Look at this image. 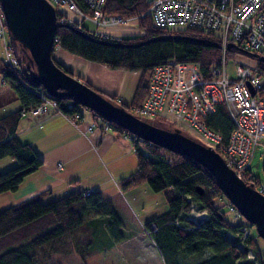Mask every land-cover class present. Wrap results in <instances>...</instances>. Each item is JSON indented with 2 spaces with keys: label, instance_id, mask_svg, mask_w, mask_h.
Here are the masks:
<instances>
[{
  "label": "trees",
  "instance_id": "trees-1",
  "mask_svg": "<svg viewBox=\"0 0 264 264\" xmlns=\"http://www.w3.org/2000/svg\"><path fill=\"white\" fill-rule=\"evenodd\" d=\"M147 7L146 0H105L102 8L103 12L126 18L137 16V26L143 31L139 36L110 39L88 31L85 25L77 27L75 23L59 21L57 23L60 25L55 30V42L71 54L111 69L140 71L129 102L94 88L52 55L54 62L104 94L111 102L129 110L143 99L147 86L145 74L154 65L169 59L192 61L199 63L200 69L204 71L219 61L220 49L211 32L192 27L156 26L151 16L145 13ZM59 18L60 13L57 14V20ZM9 40L15 51L17 66L12 69L4 62L0 73L3 82L14 90L15 96L21 101V109H25L40 102L39 94L43 88L35 86L30 80L34 64L28 50L11 37ZM230 52L237 51L232 49ZM257 64L264 67L262 61ZM68 101L62 98L56 99L55 103L69 115L82 112L75 101H72L73 108L65 107ZM21 109L0 117V158L8 156L16 161L12 167L0 171V194L15 191L23 177L37 169L42 162L35 149L21 141L16 134ZM89 111L97 120L98 115ZM205 120L207 126L219 132L223 142H226L234 127L226 107L218 104ZM156 125L171 129L164 123ZM111 127L117 134L124 132L114 124ZM131 142L136 168L118 182V187L125 191L147 183L153 191L162 192L166 211L144 224L156 225V230L149 237L155 242L164 264H183L180 256H196L204 251L208 254L193 264H253L247 258L248 250H251L256 261L264 264L254 237L248 236L242 248L238 245V239L229 237L240 227L253 225L246 220L230 222L224 211L213 203L215 194L222 198L225 196L205 167L185 155L138 140L136 136H132ZM253 178L258 180L255 175ZM244 181L250 184L248 180ZM227 203L232 206L228 200ZM195 208L205 210L207 216L203 219L189 217L190 210ZM85 223L90 227L83 228ZM121 227L119 217L98 191L91 190L86 194L75 190L48 201H44L42 193H38L0 210V238H10L9 244L0 253V264H54L48 262L49 252L42 248L44 244L52 251L65 244L68 250L83 259L89 254L86 247L94 242L98 252L122 241L124 235ZM21 228L23 230L14 233ZM83 232L87 234L79 235ZM42 257H45L43 261Z\"/></svg>",
  "mask_w": 264,
  "mask_h": 264
},
{
  "label": "built area",
  "instance_id": "built-area-1",
  "mask_svg": "<svg viewBox=\"0 0 264 264\" xmlns=\"http://www.w3.org/2000/svg\"><path fill=\"white\" fill-rule=\"evenodd\" d=\"M46 1L54 7L56 16L60 13L57 21L75 23L77 27L90 22L95 28L91 32L110 39L120 38L111 34V29L120 26L138 28L137 16L126 18L103 12L105 0ZM146 1L148 7L145 13L151 16L156 26L192 27L211 32L220 49V57L216 64L204 71L200 69L199 63L192 61L169 59L154 65L147 72L143 99L137 105L131 106L130 112L148 123L170 125L173 129H178L181 133L212 147L239 178L248 180L264 195V183L255 181L249 168L253 149L259 138L264 137V67L257 64L259 57L264 58V0ZM61 6L64 9H60ZM6 33L9 35L0 6V40L4 59L5 63L14 69L17 66V58ZM54 45H58L55 38ZM232 49L237 52H230ZM228 52L246 54L254 57L255 61L237 62L234 73L230 75L226 65L232 54L228 55ZM250 88L253 89V94ZM39 96L41 100L38 104L21 109V117L33 119L40 125L44 118L61 115L70 124L79 127L82 113L67 114L44 89ZM218 104L226 107L234 124L226 142H223L219 132L207 126L205 120L206 116L216 110ZM65 107L73 108L72 100H69ZM98 120L101 121L102 128L111 127L106 120ZM95 121L91 122L89 129L96 125ZM122 133L124 138L131 140L133 135L126 131ZM58 165L60 166V163ZM262 165L264 171V157ZM90 191L86 190L85 193ZM230 209L236 211L233 206H230ZM191 218L197 219V216L191 215ZM142 228L145 234L150 236V233L156 230V225L150 223L147 226L142 225ZM239 229L230 234V237L238 239V245L242 248L243 241L249 236V228ZM247 258L252 260L253 264H261L254 259L251 250H248Z\"/></svg>",
  "mask_w": 264,
  "mask_h": 264
},
{
  "label": "crops",
  "instance_id": "crops-1",
  "mask_svg": "<svg viewBox=\"0 0 264 264\" xmlns=\"http://www.w3.org/2000/svg\"><path fill=\"white\" fill-rule=\"evenodd\" d=\"M138 34H143V31ZM139 35L132 32L119 37ZM52 55L94 88L106 94H115L124 100L130 79L127 71L111 69L101 63L84 59L59 45L54 46ZM1 83L4 84L2 75ZM133 91L127 102L130 101ZM12 96L6 105L5 102L0 104V117L22 108L21 101L15 94ZM81 113L79 127L73 126L61 115L44 118L40 125L33 119L20 117L16 134L21 141L29 143L35 149L42 162L37 169L23 177L15 191L1 193L0 197L12 194L13 202L17 203L42 193L43 200L48 201L75 190H95L119 217L122 232L125 230L123 224L134 215L138 223L142 224L165 212L167 205L162 192L153 191L147 183L125 191L119 189L118 182L136 168L133 146L129 139L123 137V133L117 134L112 127L104 129L100 120L94 119L91 114ZM94 120L96 125L89 129ZM190 214L200 219L207 216L205 210ZM125 240L124 236L122 241L112 247ZM152 243L156 246L153 240Z\"/></svg>",
  "mask_w": 264,
  "mask_h": 264
},
{
  "label": "water",
  "instance_id": "water-1",
  "mask_svg": "<svg viewBox=\"0 0 264 264\" xmlns=\"http://www.w3.org/2000/svg\"><path fill=\"white\" fill-rule=\"evenodd\" d=\"M0 6L11 39L24 46L32 58L34 70L30 80L35 86H41L54 100L75 101L133 136L197 161L210 173L232 206L264 239V195L239 178L217 151L178 129H167L138 119L123 105L111 102L54 62L55 30L60 23H57L52 5L46 0H0ZM230 47L231 43L228 44ZM258 60L264 62L263 57Z\"/></svg>",
  "mask_w": 264,
  "mask_h": 264
},
{
  "label": "rangeland",
  "instance_id": "rangeland-1",
  "mask_svg": "<svg viewBox=\"0 0 264 264\" xmlns=\"http://www.w3.org/2000/svg\"><path fill=\"white\" fill-rule=\"evenodd\" d=\"M60 9H64V7H60ZM69 13L68 11H65ZM85 27L88 31L94 30V24L90 22L84 23ZM141 31L139 28H132V27H123L120 26L118 28H114L110 30V33L117 36H126L130 35L132 32H136V35H139L138 33ZM7 40L10 39L9 35L6 33ZM244 62V63H253L255 61L254 57H251L246 54L242 53H233L228 59H227V71L230 75L234 73V67L237 62ZM5 62L4 59V52H3V46L2 42L0 40V69ZM71 71V70H70ZM129 74V83L126 89V96L123 98L124 102H127L129 100V95L132 93V89L134 87V83L138 80L140 76V71H127ZM145 77H147V74H145ZM14 96V90L8 86L6 83H1V73H0V104L6 103L11 101V96ZM128 95V96H127ZM12 96V97H13ZM6 107V106H5ZM129 108V112H130ZM80 110L84 113V115L90 114L89 109H86L83 106H80ZM156 125V123H154ZM163 124V123H161ZM171 127L170 125H168ZM171 129H173L171 127ZM131 142V140H130ZM132 144V142H131ZM263 157H264V137L259 138L258 143L253 149V155L249 162V168L253 175H255L258 180L262 183H264V171H263ZM16 161L8 156L0 158V171H3L5 169H8L12 167ZM216 197L213 198V203L216 206H219L225 213V217L232 223H236L239 221H244L245 219L238 214L237 210H231L230 205L227 203L226 197L222 198L218 194H215ZM60 197V196H56ZM12 194L8 196L0 197V210L4 209L10 205H12L13 202ZM46 200V199H44ZM196 211H199L198 209L190 210L189 217H191L190 213H196ZM126 224H123L125 230L123 231L124 236L126 237V240L120 244L115 245L114 247L110 248H104L102 251H97L96 248V242L90 244L86 247V251H88V255L85 256L83 259L78 256L74 251L68 250V246L60 245L57 247V250H53L49 247H47L45 244L42 246L46 251L49 252V258L47 259L49 263L54 262V264H164L163 258L161 253L158 251V248L153 245L152 240L150 237L145 234L143 231L142 225H145L144 223L139 224L138 219L136 218V215H134L133 218H130ZM198 219V218H197ZM203 219V218H202ZM90 227L88 224H84V227ZM249 228V236L251 235L254 237L256 241V245L258 247L262 262L264 263V239L259 237L256 233L255 227H248ZM23 228L14 231L16 233L17 231H21ZM87 234L86 232L79 233V235ZM135 233V234H133ZM230 237V236H229ZM231 236L230 238H232ZM12 239V237H11ZM10 242L9 237H2L0 238V253L5 249L6 245H8ZM14 245V244H12ZM84 248L83 246L81 247ZM85 251V250H84ZM83 251V252H84ZM82 252V253H83ZM96 252V253H95ZM40 253V252H39ZM208 254L207 251H204L203 253L196 255V256H180V261L183 264H193V262L197 261L198 259L203 258ZM42 257L41 260L43 261Z\"/></svg>",
  "mask_w": 264,
  "mask_h": 264
}]
</instances>
